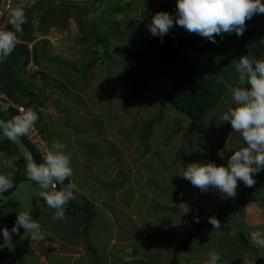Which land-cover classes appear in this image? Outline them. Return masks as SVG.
<instances>
[{"label":"crops","instance_id":"crops-1","mask_svg":"<svg viewBox=\"0 0 264 264\" xmlns=\"http://www.w3.org/2000/svg\"><path fill=\"white\" fill-rule=\"evenodd\" d=\"M41 5L38 8L35 4V11L26 18L24 35L19 36L22 40H33L44 35L51 26H63L71 20L63 19L68 14L64 15V11L53 7H45L42 15ZM72 5L76 4H68L67 7ZM57 14L63 18L55 17ZM87 35L89 33L81 31L82 40ZM260 41L264 46V33ZM67 44L71 52L72 43ZM57 45L44 40L35 43L32 56L37 70L32 74L25 71L28 61L25 46H16L11 55L0 62V93L9 101L33 108L37 115L41 113L44 117L41 121L38 119V123L42 126L37 125H40L39 130L48 147L59 140L66 145L65 151L71 154L73 175L59 185L63 188L71 186L77 202H68L63 220L53 221L54 210L47 206L36 209L34 220L41 224L43 238L32 240L30 234L25 233L30 239L28 245V240L22 239V253L28 257L32 254L34 258H22L20 264H24V260L30 264L33 259L31 264H169L176 247L198 223L243 197L239 180L236 196L223 198L219 190L209 187L202 192L181 175L183 168L191 163L214 162L226 167L232 150L243 146L240 134L233 132L230 123L224 125L219 122L220 115L232 106L231 98H223L216 111L200 121L199 130L194 124L196 122L187 120L184 123V120L170 133L175 124L172 120L163 129L170 133L167 148L158 144V132L155 131V139L151 142L155 141L154 145L139 148L135 144L137 134L133 132L138 126L131 120V124L123 127L122 116L119 118L112 114V98L99 100L97 90L88 81H85L86 86H81L80 81H76L78 79L68 74L69 68L64 71L59 66L62 71H51L50 62L44 61L43 57L47 55V59L54 62L51 58L53 52L67 47ZM122 47L121 44L118 50L121 51ZM108 54L110 56L111 52ZM154 83L159 81L154 80ZM4 88L8 89L10 97L4 93ZM133 88L127 91L128 96L120 94L118 98L133 109V117H141L137 107L130 103L151 87L140 88L131 98ZM4 100L0 98V101ZM101 101L106 105L104 108L98 105ZM162 103L166 104V101ZM166 112L177 116L173 110ZM4 115L9 114L6 112ZM153 115H157L156 112ZM212 119H215V133L211 127ZM51 123L57 133L53 130L49 134L48 130H42ZM151 132L152 127L145 130V135ZM199 141L209 143L201 157L191 155L189 149L186 151L184 148L195 146ZM217 142L224 150L223 158L215 157ZM227 142L232 143V150L226 149ZM221 144L225 145L224 149ZM254 176L258 180L259 191L249 194L243 204L217 217L221 229H213L210 223L206 224L179 252L176 264H207L208 254L212 251L220 255L218 264H264V249L253 246L260 253L249 258L252 250L238 248L237 242L238 236L245 241L250 232L264 231V169ZM76 179H81L82 183ZM233 228L237 229L235 236L229 235ZM4 259L7 258L0 261ZM11 263L18 264L15 259Z\"/></svg>","mask_w":264,"mask_h":264},{"label":"clouds","instance_id":"clouds-1","mask_svg":"<svg viewBox=\"0 0 264 264\" xmlns=\"http://www.w3.org/2000/svg\"><path fill=\"white\" fill-rule=\"evenodd\" d=\"M33 1L35 3L38 0ZM175 12V16L166 11L156 12L147 25L150 34L160 37L162 42V37L168 34L169 29L178 25L189 33L198 34L215 44L216 35L235 33L238 37L241 36L246 27V20L255 14H264V3H261V0H176ZM26 22L23 9L16 8L9 12L8 23L12 30H0V62L11 55L19 36L24 35L23 25ZM234 68L240 86L230 88L232 106L220 115L219 122L230 123L233 132L240 134L243 146L236 150L231 149L232 154L228 157L226 167L214 162L191 163L183 168L181 174L202 192L211 187L219 190L223 198L236 196L238 180L246 187H253L256 183L254 174L264 169V59L243 55ZM246 82L250 87H244ZM7 108V104L3 105L4 111H7ZM38 119L39 116L33 108L22 109L21 114L13 116L10 120L0 119V133L15 142L26 135ZM65 149L66 145L57 140L43 154L42 163L37 164L31 154L25 157L26 179L37 186L38 196L49 209L54 210L53 221L65 219L66 205L75 199L71 186L57 190L59 184H63L73 175L71 154ZM217 154L223 158L224 150H218ZM6 166L13 168L14 175L19 172L20 166L17 164L15 167L13 159H9ZM13 174H9L10 177L0 174V193L8 192L14 187L10 179ZM194 219L199 222L198 218ZM209 222L213 229L222 227L215 217H210ZM21 227L24 233L30 234L32 240L43 238L42 226L32 219L28 208L18 211L12 232H18ZM2 232L5 241L10 244L8 230L4 229ZM229 235H237V229H231ZM249 238L253 246L264 249V231H252ZM219 260V253L212 251L208 254L207 264H218Z\"/></svg>","mask_w":264,"mask_h":264},{"label":"rangeland","instance_id":"rangeland-1","mask_svg":"<svg viewBox=\"0 0 264 264\" xmlns=\"http://www.w3.org/2000/svg\"><path fill=\"white\" fill-rule=\"evenodd\" d=\"M57 5H55L53 8H58V10L61 12L64 11V15L68 14L67 16L62 17L63 15L58 16L55 15V17L63 18L65 20H71L68 21V23H64L65 25L59 26L53 25L51 27L56 28L58 30H66L67 37L60 39L57 46H67L64 50L55 49L56 51L53 52L51 58H54V62L50 61V59H47L48 56L45 55L43 57L44 61H49L48 64L51 66V71L58 72L59 70L64 71L68 69V74L72 78H76L77 82L80 81L81 86H86V82L88 81L90 86L97 90L98 92V98L99 100H104L107 98H112L114 102L111 104L113 112L112 114H116L119 118L122 119V125L123 127H127V125L132 123H136L138 127L136 128V132L134 134L136 135L135 144L140 148H146L148 144H153V139H155V136H153V131L156 133L158 132V139L157 142L159 145L165 146L167 148L168 146V140L170 133L174 132L179 126L180 122L182 123L184 120V123H187V119L180 116V114L177 116L173 113L166 112L167 110H172L167 105L166 95L168 90V83L166 84L165 81H162L159 78V83H154V78L156 77H149L147 74H150V71L148 69H145L146 67L142 65H137L134 63L128 64L126 61V58L124 54L122 53V50H118L120 48V45H124L125 40H129V33H131L130 28H132L135 33H139V36H147L150 35V32L147 28V25L150 23L152 16L159 11H164L161 4H159L158 8H154V6L151 5V2L155 3H162V0H101L103 5H116L121 8L122 12H114L108 14L103 10L102 7L99 9H93L91 6V9L89 8V5L93 0H71V1H62V0H56ZM171 8L175 12L176 9V0H171ZM34 1L29 0L28 4ZM36 2V1H35ZM76 4L72 5V7H67L68 4ZM50 4V3H49ZM78 5V6H77ZM129 5L130 9H125V7ZM41 14H44L45 7L50 8L52 5H48L46 3H42ZM66 6V7H64ZM105 6V7H106ZM104 7V8H105ZM67 9L68 11L66 12ZM168 12V11H167ZM176 13V12H175ZM130 20H135L132 24V26L129 27ZM111 21H118V27L115 26V28H118L119 30V37L118 40L111 35L108 28L110 27ZM40 22H42L40 20ZM176 27H172L173 30ZM179 28H182L178 26V31L176 33H180ZM81 31L85 34H92L94 35L90 36L87 35L85 39L82 40L81 37ZM71 33V34H69ZM73 39H71V37ZM79 35V36H78ZM128 35V36H127ZM118 36V34H117ZM78 37H81L78 39ZM121 38V39H120ZM73 41V42H72ZM100 42V46L97 47L95 45V42ZM72 43L71 48L73 50L70 52V46L67 43ZM50 46V45H49ZM111 52L109 56V52ZM64 48V47H63ZM104 49V50H103ZM99 53L97 54V52ZM107 52V53H106ZM97 54V55H96ZM193 55L192 53H190ZM208 55H211L214 62H216L217 66L220 67L223 70L224 75H222V80L225 83L226 87L231 86L232 80L227 78L228 72V62L226 61H220L218 57H215L214 54L211 52ZM207 55V56H208ZM42 58V57H41ZM196 59H202L205 58V55H198L195 57ZM94 60V61H93ZM93 61V62H92ZM58 65V67H56ZM62 69H60V67ZM59 68V69H57ZM52 74V72H51ZM148 76V78L146 77ZM133 77L135 81H133ZM91 80V81H90ZM146 80V81H144ZM229 80V81H228ZM84 81V82H82ZM137 86L135 90V93L140 90V88H144L145 86H150L151 88L149 91H146L145 93L142 91V94L138 96L134 102L130 103L132 107H137L138 112L141 114V117H133V109L128 106H126L124 103L121 102V100L118 98V95H126L128 96L127 91L131 90L134 86ZM140 85V86H138ZM166 101V104H163L162 102ZM1 102V101H0ZM3 103V102H2ZM99 107L104 108L106 105H103V101L98 104ZM129 107V108H128ZM140 107V108H139ZM0 110H2V113H8V111L3 110V105L0 103ZM128 110V111H127ZM157 115L155 114V112ZM48 112L50 110H47ZM51 114V113H48ZM168 114V115H166ZM39 119L41 121L42 114H38ZM173 117V119L170 118ZM44 117V116H43ZM47 118V117H46ZM57 118V117H56ZM49 119V118H47ZM128 119V120H127ZM51 120V119H49ZM172 120L175 122L174 129L169 132H164L163 129H166L169 124L172 123ZM43 121V120H42ZM54 121V120H53ZM52 121V122H53ZM126 122V123H125ZM215 122V119H212L211 121V127L212 131L216 132V127L213 126V123ZM224 125H227L228 122H223ZM41 124L42 123H38ZM196 128L200 129V122L194 123ZM40 126V125H39ZM146 126H152V132L145 135ZM42 130H48L49 134L50 131H53L57 133L55 126L51 123L49 126L42 128ZM132 131V130H131ZM132 133V132H130ZM139 133V134H138ZM133 134V135H134ZM157 144V143H156ZM12 153L10 155H7V153H1L0 152V174L9 176V174L12 176L13 174V168H8L6 166V163H3V161H8L9 159L15 158V153L13 152V146L11 144H6ZM206 146L209 147V143H202L198 142L197 145L191 146L190 148L187 146H184L186 151L189 149L191 155L197 157H201L203 155V152L206 151ZM217 152H215V157L218 159V150H221L219 148L220 144L217 142ZM222 148L224 149L225 145L221 144ZM233 147L232 143H228L226 145V149L230 150ZM167 150V149H166ZM198 150H201L199 152ZM33 151V149H32ZM172 153V151H171ZM231 153V152H230ZM180 152L177 153L179 156ZM173 156L174 153L172 154ZM211 159V158H210ZM15 167H17V164L14 162ZM14 175V174H13ZM10 177V176H9ZM11 179V178H10ZM79 180L82 183L81 179ZM15 182V180L13 181ZM261 195V194H260ZM72 202L77 203L76 200H72ZM35 208V206H34ZM88 219V218H87ZM15 222V220H14ZM6 225L13 226L14 223H11L10 220L5 221ZM26 233V232H25ZM24 229L22 228L21 231V238L23 240L30 239V236L25 235ZM237 242L239 244L238 248H242L243 250H252L251 254L249 255V258H254L259 256L260 251H258L257 248H254L251 244L249 238H245V241L240 240L239 236L237 237ZM29 243V240L27 241V245ZM19 245V244H18ZM16 247V246H15ZM15 247L13 249H15ZM18 249V248H17ZM13 250L9 251V255L6 256V260L0 261V264H12V260H16L18 264L21 263L22 258H29L34 256L31 254L29 257L26 254H23L22 248L19 250ZM11 250V249H9ZM3 251V250H2ZM30 260V259H29ZM31 261V260H30ZM34 261V259H33ZM31 261V262H33ZM30 262V264H31ZM24 264H26V261L24 260Z\"/></svg>","mask_w":264,"mask_h":264},{"label":"trees","instance_id":"trees-1","mask_svg":"<svg viewBox=\"0 0 264 264\" xmlns=\"http://www.w3.org/2000/svg\"><path fill=\"white\" fill-rule=\"evenodd\" d=\"M56 2V0H38L32 6L24 10L25 16L28 19L29 14L32 11H35L36 7L39 8L42 3H46L48 5H52L51 7H54L57 5ZM171 3V0H162V3L159 2L158 4L152 1L151 5L154 6V8H158L159 4H161L160 6H162L164 11H168L170 15L175 16L176 13L171 8ZM261 3H264V0H261ZM35 4L36 7L34 6ZM91 6L93 9H99L102 7L103 10L108 14L122 12L119 6H106L102 4L101 0H93V2H91L89 5L90 9ZM125 9H130V6L127 5ZM134 21L135 20H130L129 27L132 26ZM118 23V21L110 22V27L108 30L111 35H113V37L120 36L118 31L119 29L115 28V26L118 27ZM245 24L246 27L241 36L238 37L235 33L230 35H216L214 38L217 43L215 44L198 34L189 33L184 28H179L182 32L176 33L178 31V25H174L176 28L173 30L169 29L168 34L162 37V42L160 37L152 36L151 34L147 36H139V33H135V31L130 28L131 33H129L128 36L129 40H126V43L122 47L123 50L122 48L121 50L128 64L134 63L137 65H142L146 67L145 69L150 71V74H147L149 77H156L154 78L156 81H159L160 78L162 81H165L166 84L168 83L166 100L170 109L180 115H183L191 122H200L203 119L209 117L212 112L216 111L223 98L226 100L231 98L230 88L240 86L238 74L235 72L234 65L239 62V58L241 56L245 55L249 57H255L256 59H264V46L260 41V38L264 33V14L253 15L251 19L246 20ZM8 30H12V26H10ZM93 33L89 35L92 36L94 35ZM95 45L99 47L101 44L100 42L96 41ZM211 52L215 57H218L220 61H226L229 63L227 65L229 72L227 78L232 80L230 84L231 86L226 87V82H223V70L217 66L216 62L213 61L211 55H208ZM198 55H205V58L196 59L195 57ZM148 76L146 77L148 78ZM244 87H250V85L246 82ZM136 88L138 87L135 85L133 89L135 90ZM7 90V88L3 89L4 93L10 97L11 94L8 93ZM135 96V91L130 94L131 98ZM1 104L5 105L7 103L4 100L1 101ZM9 106L7 108L9 115L5 116L4 113H2V110H0V119L7 121L13 116L17 115L11 106ZM7 116H9V118ZM36 124H38V120ZM151 127L152 126H146L145 128L146 130H149ZM21 138L23 142L30 148V151L32 152L37 163H42L43 161L35 149H33L27 143L23 136ZM8 143L13 146L15 157H19L15 151L14 145L9 141L0 143V152H6L8 155L12 153L10 148L6 145ZM14 162L21 166V168H19V172L11 178L12 182L15 180V182H13L15 187L16 183L19 180L26 178V176L24 172V159L19 157V159H14ZM253 178L256 181L253 187H246L241 181V191L243 194L241 199L220 208L210 217L217 218L226 214L230 210H233V208L243 204L249 194L258 192V180L255 176ZM12 189H10L7 193H9ZM61 189H63V185H58L57 190ZM34 206L35 208L31 213L33 220L35 218L36 209L46 206V204L43 199H35ZM210 217L198 223L196 228L180 242V244L174 250L171 262L169 264H176L177 255L179 252L189 244L193 237L197 235L206 224L210 223ZM6 220H10L11 223H15L14 220H16V218L3 219V224L12 229L13 226L5 224ZM21 231L22 227L19 228L18 232L14 233L12 242L2 249L3 251L0 250V260L8 256L9 251L16 250L17 248L19 250L24 248V243L21 238ZM14 247L15 249H13Z\"/></svg>","mask_w":264,"mask_h":264},{"label":"built area","instance_id":"built-area-1","mask_svg":"<svg viewBox=\"0 0 264 264\" xmlns=\"http://www.w3.org/2000/svg\"><path fill=\"white\" fill-rule=\"evenodd\" d=\"M29 0H0V30H8V28L11 26L8 23L9 20V12L12 9L21 8L23 11L30 7L32 4H28ZM33 3V2H31ZM67 32L66 30H58L56 28H50L47 33L43 36H36L33 40L30 41H24L20 37L18 38L16 42V46H25L27 52H28V61L25 67V71L28 74H32L34 71L37 70V67L34 64L33 61V48L36 42L40 40H47L49 42H58L60 39L66 38ZM0 98H3L7 100V98L0 93ZM11 108L16 112L17 115L21 114L22 109H27V107H24L23 105L12 102L7 100ZM27 143L35 149V151L39 154L41 160L43 161L42 157L43 154L48 147V143L43 138V135L41 131L39 130L37 124L35 123L34 126L29 130V132L23 136ZM3 163H6V161H3Z\"/></svg>","mask_w":264,"mask_h":264},{"label":"water","instance_id":"water-1","mask_svg":"<svg viewBox=\"0 0 264 264\" xmlns=\"http://www.w3.org/2000/svg\"><path fill=\"white\" fill-rule=\"evenodd\" d=\"M4 141H9L14 145L17 155L23 158L25 163V157L27 154H31L32 158L34 159L32 152L30 151L29 147L23 142L21 137L13 142L8 140L2 133H0V143ZM34 161L37 163L35 159ZM35 199L42 198L38 196L37 186H34L30 181H27V179L20 180L9 194L0 193V201L6 204H11L10 206L0 207V250L9 245V241H5L3 237L2 230H8L10 234V243L14 238L12 229L3 224V219L16 218L17 213L21 208H28V210L32 213V211L34 210Z\"/></svg>","mask_w":264,"mask_h":264},{"label":"flooded vegetation","instance_id":"flooded-vegetation-1","mask_svg":"<svg viewBox=\"0 0 264 264\" xmlns=\"http://www.w3.org/2000/svg\"><path fill=\"white\" fill-rule=\"evenodd\" d=\"M20 168H21V166H20ZM20 171H22V170H20ZM24 179H26V178H24ZM21 180H22V179H21ZM19 181H20V180H19ZM19 181H18V182H19ZM18 182H17V183H18ZM17 183H16V184H17ZM15 186H16V185H15ZM14 188H15V187H14ZM14 188H13V189H14ZM9 193H10V192H9ZM9 193L5 192L4 194H9ZM10 205H11V204H6V203H3V202L0 201V207H2V206H10Z\"/></svg>","mask_w":264,"mask_h":264}]
</instances>
